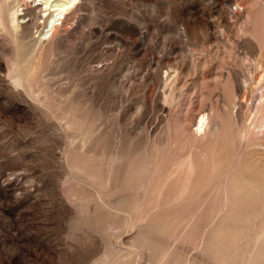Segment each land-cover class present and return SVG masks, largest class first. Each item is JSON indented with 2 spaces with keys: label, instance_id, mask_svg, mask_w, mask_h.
Instances as JSON below:
<instances>
[{
  "label": "rangeland",
  "instance_id": "374dc122",
  "mask_svg": "<svg viewBox=\"0 0 264 264\" xmlns=\"http://www.w3.org/2000/svg\"><path fill=\"white\" fill-rule=\"evenodd\" d=\"M203 2L77 0L52 34L45 4L0 0V264H264V79L242 108L252 132L235 168L242 177L228 175L240 140L234 118L222 113L214 149H194V186L180 194L171 178L161 186L192 143L178 125L156 121L157 108L145 109L142 128L131 131L142 90L127 95L119 77L97 69L131 60L138 45V64L159 53L165 41L178 40L180 15L204 14L198 29L207 30ZM7 10L18 16L9 22ZM256 30L264 35L263 20ZM219 46L217 58L234 54L230 42ZM217 82L236 106L231 83ZM190 88L168 100L186 101ZM129 157L146 161L142 173ZM235 197L242 206L234 207Z\"/></svg>",
  "mask_w": 264,
  "mask_h": 264
},
{
  "label": "bare ground",
  "instance_id": "6f19581e",
  "mask_svg": "<svg viewBox=\"0 0 264 264\" xmlns=\"http://www.w3.org/2000/svg\"><path fill=\"white\" fill-rule=\"evenodd\" d=\"M76 1L77 0L61 1L52 6L50 0H34L35 6L40 5V3L45 4V9L42 10V12H46V15L48 14L49 16H47L48 18L45 21V27L49 29L47 33H54L57 26L63 23L66 14L71 10ZM199 6L201 8V5ZM201 9L207 12L209 16L207 30L201 31L198 29V24L200 20L204 18V14L189 13L186 16L180 15L176 31L177 35H175L178 40L165 41L159 53H156L153 49L146 61L142 60L138 64L134 56L143 52V48L139 49L140 45H138L134 49L131 60L129 59L120 65H117V61L113 60L112 62L110 61L109 63L101 65V67H97L99 72L104 68L109 73V76L115 78L119 77L121 79V85L127 95L135 94L138 93L139 90H142L143 93L138 101H134L136 103V111L131 118L129 127L131 131L137 132L139 128H142L140 119L145 115L146 110L153 112V110L157 108L156 111H158V114L155 120H165L168 126H174V124L176 126L178 125L184 137L192 143L191 150L188 151L184 157L181 156L182 158L175 163L170 175L165 177L161 186V190H163L165 185L169 184V179L171 178V183L177 184V186L179 184V188H181L180 194L189 191V189L194 186L193 183L195 180L192 177L195 171H197L195 165L197 158L193 155L194 149H197V151L202 148H209V150L214 149L212 146L215 145L211 138L223 129L224 125L220 118L222 113L228 112L232 115L237 126L236 131L233 129L236 133L235 138L238 137L240 140L239 146L232 155L236 163L232 165V168L228 171V175L233 177L241 176L243 169L237 171L235 168H237L242 160V151L245 147L244 145L248 143V135L251 132L247 125V123H249L247 122L248 117L246 113L242 111V108L245 107L244 105L250 99V96H253V93L260 89L263 83L262 80L264 79V60L261 59L264 55V35L261 37L260 35L258 36V31L256 30L260 20L264 21V0H204ZM8 12V10L5 11L6 18L9 22L18 16L14 14L11 15ZM28 13L29 12H27V14ZM21 15L23 14H20V16ZM37 19H39V16ZM31 24H33V22H31ZM31 24H27L26 28H29ZM135 34H141L142 39H144L143 32H134V35ZM225 42H230L231 47L235 50H233L234 54L229 58L225 57L226 59H219L220 54L217 58L215 54L212 53L213 47L218 48L220 47L219 45L225 44ZM122 45L123 42L115 46L114 50L119 52ZM198 46L202 47L200 53H198L196 49ZM218 50L219 49H217V51ZM249 53L256 55L255 58L252 59ZM241 55H243V57ZM239 56L241 58L240 60L238 59ZM214 59H216L217 62H214ZM197 80L200 81L201 84L198 90L192 86V82ZM217 80L229 84L231 83L232 92L235 93L234 95L236 97L239 96L240 98L239 100L237 99L238 102L236 106L224 101V88L220 87L221 83H218L219 81L217 82ZM14 81L16 86H23L24 78L17 77ZM245 83H248V85L246 86ZM188 87H191L190 90L193 88V96L189 97L186 101H181V103L179 101L176 102L175 99L168 100V95H173L177 98L175 93L181 96L187 91ZM216 88H222V92L216 94ZM214 94L216 96L214 103L205 104L202 101L201 103L197 101V99L203 95L213 96ZM121 110V114L126 116L128 113L127 108ZM241 123L243 126H241ZM153 126L151 128H153ZM243 129L244 134H242ZM151 133V130H149V140L152 138ZM232 138H234V135ZM233 140L236 146L237 142L235 139ZM261 148L264 150L263 144ZM217 153L226 155V153L219 148ZM144 161L145 160L139 161L136 158H130L131 164L138 162L137 164L142 167L135 168V173H142L146 165V161ZM251 180L252 179L244 180L243 186H249V181ZM233 186L235 187V185ZM236 191L242 193L244 190L238 185ZM254 191L259 192V190ZM262 196L264 197V194ZM240 201L242 202V199L240 200L238 197H235L233 201L235 208L237 206L239 207V205L242 206Z\"/></svg>",
  "mask_w": 264,
  "mask_h": 264
}]
</instances>
